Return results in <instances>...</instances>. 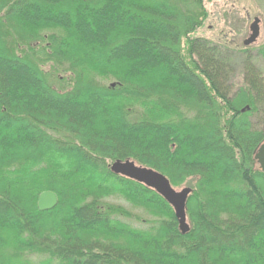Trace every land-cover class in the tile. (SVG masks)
<instances>
[{"label": "trees", "instance_id": "obj_1", "mask_svg": "<svg viewBox=\"0 0 264 264\" xmlns=\"http://www.w3.org/2000/svg\"><path fill=\"white\" fill-rule=\"evenodd\" d=\"M207 16L203 0H0V264H264V43L193 37ZM117 159L192 189L187 233ZM45 190L58 203L39 211Z\"/></svg>", "mask_w": 264, "mask_h": 264}, {"label": "rangeland", "instance_id": "obj_2", "mask_svg": "<svg viewBox=\"0 0 264 264\" xmlns=\"http://www.w3.org/2000/svg\"><path fill=\"white\" fill-rule=\"evenodd\" d=\"M203 5L208 16L203 26L197 29L192 35L193 37L204 38L214 43L224 44L238 51L243 48L242 41L249 34V25L254 17H258L260 33L256 42L249 46L250 48L248 47L250 53L253 54L255 47L264 43V0H203ZM232 56L234 59V71L231 83H233V86L238 87L242 82V57L238 52ZM255 64L258 70L264 73V59L256 58ZM183 187L187 186L183 184L181 187L175 189L180 190ZM108 201L130 208L129 204L118 196L109 198ZM130 210L144 216V219L149 218L148 215H143L135 209L130 208ZM128 222L133 226H144L142 223L136 221L128 220Z\"/></svg>", "mask_w": 264, "mask_h": 264}, {"label": "water", "instance_id": "obj_3", "mask_svg": "<svg viewBox=\"0 0 264 264\" xmlns=\"http://www.w3.org/2000/svg\"><path fill=\"white\" fill-rule=\"evenodd\" d=\"M249 36L244 40V45L254 43L259 37V18L254 17L249 26ZM248 108V107H247ZM244 111V108L242 109ZM254 159L259 168L264 172V141L254 152ZM110 170L115 173L155 190L161 195L174 210V215L178 222V228L182 234L189 231V224L186 217V201L191 193L190 187H183L180 190L173 188L169 180L161 173L144 166L137 165L131 160H115L110 164ZM58 203L57 195L50 190L41 192L37 198V208L39 211L51 210Z\"/></svg>", "mask_w": 264, "mask_h": 264}, {"label": "flooded vegetation", "instance_id": "obj_4", "mask_svg": "<svg viewBox=\"0 0 264 264\" xmlns=\"http://www.w3.org/2000/svg\"><path fill=\"white\" fill-rule=\"evenodd\" d=\"M249 26H250V25H249ZM249 32H250V31H249ZM249 34H250V33H249ZM249 34H248V36H249ZM248 36H247V37H248ZM247 37H246V38H247ZM246 38H245V39H246ZM245 39H244V40H245ZM244 40L242 41V45H243V47H249V46L253 45V44L256 42V41H255V42H254V43H252V44H249V45H244V43H243V42H244Z\"/></svg>", "mask_w": 264, "mask_h": 264}]
</instances>
